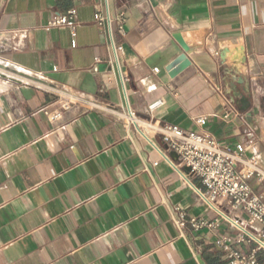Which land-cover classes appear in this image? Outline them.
<instances>
[{
	"label": "crops",
	"instance_id": "1",
	"mask_svg": "<svg viewBox=\"0 0 264 264\" xmlns=\"http://www.w3.org/2000/svg\"><path fill=\"white\" fill-rule=\"evenodd\" d=\"M71 9L74 37L46 29ZM149 14L170 35L207 30L203 46L186 54L170 40L140 57L126 36ZM0 59L37 82L0 76V264H227L214 244L233 235L227 225L188 223L213 218L200 181L185 180L160 137L124 115L242 143L264 168V0H0ZM42 84L74 99L56 121L44 112L62 100ZM218 90L243 118L222 119Z\"/></svg>",
	"mask_w": 264,
	"mask_h": 264
},
{
	"label": "built area",
	"instance_id": "2",
	"mask_svg": "<svg viewBox=\"0 0 264 264\" xmlns=\"http://www.w3.org/2000/svg\"><path fill=\"white\" fill-rule=\"evenodd\" d=\"M95 20L99 26H110L111 23L109 17L101 15H96ZM113 21L121 30L124 16L119 14ZM77 26L76 11L71 9L53 17L48 21L46 29L65 28L74 37ZM118 50L112 45L115 55ZM153 72L158 71L154 69ZM0 76L5 82L19 85L37 83L23 70L11 67L2 59ZM42 88L62 100L53 112H44L48 119L56 121L63 111L70 108L74 99L66 91L50 84H42ZM218 93L225 101L222 119L230 122L234 117L243 118L244 114L235 107L234 100L227 98L221 90ZM88 103L92 107L101 108L96 103ZM160 106L162 102H156L148 107V111L152 113ZM124 118L129 125L137 127L143 136L144 133L138 128L140 123L160 137L164 146V150L160 151L162 158L185 180L200 181L201 188L196 189V195L207 206L213 218H192L188 221L190 226L196 231L206 229L213 232L220 228L221 223L226 224L233 235L218 236L214 244L227 264H264V168L246 156L247 148L244 144L222 145L210 135L197 134L171 124L143 122L131 111ZM207 121L206 116L195 119L200 127H204ZM247 136L251 140L255 139L253 131ZM180 218L179 224L183 226L185 215L181 214Z\"/></svg>",
	"mask_w": 264,
	"mask_h": 264
},
{
	"label": "water",
	"instance_id": "3",
	"mask_svg": "<svg viewBox=\"0 0 264 264\" xmlns=\"http://www.w3.org/2000/svg\"><path fill=\"white\" fill-rule=\"evenodd\" d=\"M207 33V30H201L170 35L159 25L153 14H149L126 36V41L142 58L147 57L170 40L177 43L184 53L192 54L203 46ZM246 109L247 107L242 108L243 111Z\"/></svg>",
	"mask_w": 264,
	"mask_h": 264
},
{
	"label": "trees",
	"instance_id": "4",
	"mask_svg": "<svg viewBox=\"0 0 264 264\" xmlns=\"http://www.w3.org/2000/svg\"><path fill=\"white\" fill-rule=\"evenodd\" d=\"M218 260H219V259H214L212 262H209V264H219V263H218Z\"/></svg>",
	"mask_w": 264,
	"mask_h": 264
}]
</instances>
